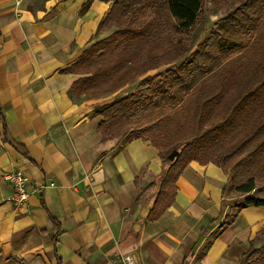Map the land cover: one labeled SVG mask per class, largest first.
<instances>
[{
  "label": "crops",
  "instance_id": "0c3cea01",
  "mask_svg": "<svg viewBox=\"0 0 264 264\" xmlns=\"http://www.w3.org/2000/svg\"><path fill=\"white\" fill-rule=\"evenodd\" d=\"M0 0V113L28 155L5 142L0 122V264H240L263 242L264 206L222 205L224 171L192 160L175 202L148 219L162 171L143 138L105 136L97 107L109 95L79 99L71 67L98 31L112 0ZM1 121V120H0ZM10 172L28 176L30 197L10 201ZM249 264V263H247Z\"/></svg>",
  "mask_w": 264,
  "mask_h": 264
},
{
  "label": "trees",
  "instance_id": "16d2710c",
  "mask_svg": "<svg viewBox=\"0 0 264 264\" xmlns=\"http://www.w3.org/2000/svg\"><path fill=\"white\" fill-rule=\"evenodd\" d=\"M91 1L88 0L83 9H87ZM212 1L217 8L228 9L217 23L218 29L212 31L189 58L170 66L183 54L181 43L191 39L204 0H112L98 31L113 22L118 28L87 46L76 62L63 70L82 74L73 82L71 96L110 95L138 77L141 89L152 91L156 79L160 81L165 77H171L172 84L163 93L172 95V86L181 89L182 96L176 98L170 109L177 119H168L169 128L164 135L168 138L167 145L177 142L175 136L179 140L187 136L181 148H170L144 137L140 130L145 124L135 128L132 119L143 107V96L137 92L95 112L103 118L99 128L105 136L121 137L127 129L130 134L137 129L139 134H132L128 139L143 138L159 150L162 171L142 190L156 193L148 215L150 220L158 219L175 202L177 181L192 160L201 164L211 161L219 166L228 176L223 196L229 193L241 196L227 202L223 199V206L229 202L240 204L236 212L230 211L231 216L223 225H231L244 207L264 206V0ZM167 41L171 48L168 54L163 47ZM145 50V57L152 60L150 65L145 68V61L143 65H132ZM236 52H239L238 59H235ZM172 53L173 58H170ZM207 61L223 62L218 77L197 80L200 73L207 71ZM153 97L156 98L157 93L150 92L146 98L152 100ZM195 118L208 127L200 142L220 147L215 148L219 159L204 160L196 154L203 145H197L196 137L188 139L187 134ZM0 120L4 141L28 155L11 137L2 112ZM172 133L174 137L169 138ZM258 236L263 242L255 246L251 240L240 264L253 259L254 264H264V226Z\"/></svg>",
  "mask_w": 264,
  "mask_h": 264
},
{
  "label": "rangeland",
  "instance_id": "374dc122",
  "mask_svg": "<svg viewBox=\"0 0 264 264\" xmlns=\"http://www.w3.org/2000/svg\"><path fill=\"white\" fill-rule=\"evenodd\" d=\"M227 7H229V5ZM227 11H228V9H226V8L224 10L217 8L215 3L212 0H204V7L200 13L198 22H197L196 26L194 27V31L191 35V39L188 42L183 41L181 43V50H182L183 54L178 61L171 63L170 66L184 61L187 57L189 58L191 53H193L195 51V49L198 47V45L200 43H203L205 41V39L208 36H210L212 31L218 29L217 23H219V20L221 19V17L223 15H225V13ZM147 13H148V10L145 9V14H147ZM117 28H118V25H116V23L113 22V23H109L108 25H105L101 29L100 32H103L104 35L107 34L106 36L103 37V38H105L109 34H111L113 31H115ZM103 38H100V39L96 40L95 42H97ZM182 39H183V37H182ZM95 42H93V43H95ZM169 43L170 42L167 41L164 43L165 45L163 46L165 51L167 52V54L171 53V51L169 50V48H170ZM89 45H87V46H89ZM147 45L148 44L146 43L145 46H147ZM146 54H147V51L145 50L144 55L142 57H140V56L136 57L131 62V64L132 65H143V64L147 63L145 66V68H146L152 62V60H150V57H145ZM173 54L174 53H172L170 58H173ZM238 57H239V52H236L235 59H238ZM144 61H145V63H143ZM206 64H207V71L200 73L196 78L197 80L202 78V77H208V79H213L214 77H218L219 68L221 67L223 62L222 61H217V62L207 61ZM141 69L142 68H140V70ZM154 72L155 71H152L151 73H154ZM78 75H79V77L82 76V74H78ZM131 75H132V73H130L129 76H131ZM139 78L140 77L132 79L126 85L121 87L119 90L110 94V96L112 95L113 97L104 99L103 100V101H105L104 104L98 106L97 108L101 109L104 106H107L110 102L119 101L124 96H127L133 92H137V93L141 94L143 96V99H142L143 100V107H141L140 112H138V115L133 117V119H132L133 125L136 128L138 126L145 124V126H143L142 130H140V131H142V132H140V134L144 135V137H148L152 140H155L160 145H165V144L167 145L169 143L168 138L166 137V139H165L164 135H165L166 131H168V128H169V127H167L168 122H169L168 119L171 117L173 118V120L177 119V115H173V111L170 112V109L173 106V103L175 102L176 98H179L182 96V92L180 91L181 89L172 86V88H171V89H173L172 95L163 93V91H165V88L170 87V85L172 84L171 77H169V78L165 77L160 81H159V79H156L155 85H153V87H152V91L141 89L142 84L139 83V80H140ZM165 81H166V83H164ZM150 92H152L153 94L157 93V97L156 98L153 97L152 100H149V98H146L150 94ZM106 96H109V95H105V96H101V97H106ZM73 97H76L79 99L92 98L90 96H87L86 94H81L80 96H73ZM149 101H151V102H149ZM171 128H172V131H174L176 129L174 126ZM207 129H208L207 126L200 124L198 122L197 118H195L190 132H189V130L187 131V134L189 133L188 139H192L193 137H196L198 140L197 145H201V144L203 145V147H202L203 149H199L196 153L202 159H204V160L219 159L220 154L216 151L215 148H220V147H215L214 145L210 144V142H204V144L200 142L203 138V134L207 131ZM132 134H134V135L139 134V130L134 129ZM132 134H130V129H127L126 133H124L119 138H123L125 135H127V138H128ZM166 136H168V135H166ZM171 137H174V133L169 135V138H171ZM186 138H187V136H184V137H182V140H179L178 137L175 136V139L177 140V142L176 143L174 142L175 144L171 143L172 145L169 144L167 146L168 147L171 146L170 148H172L173 146L177 147V148H181V144L183 145L185 143ZM234 195H236V196H234ZM228 196L230 198H233V199H237V198L241 197L236 193H231V194L229 193ZM233 199H231V200H233ZM10 201L12 203H14V201L12 199H10ZM237 206H240V204L233 206V208H232L233 212L237 211V208H238ZM254 260L255 259H253V261ZM253 261H250L249 264H254Z\"/></svg>",
  "mask_w": 264,
  "mask_h": 264
},
{
  "label": "built area",
  "instance_id": "2783aa9c",
  "mask_svg": "<svg viewBox=\"0 0 264 264\" xmlns=\"http://www.w3.org/2000/svg\"><path fill=\"white\" fill-rule=\"evenodd\" d=\"M6 178L13 186V196L11 199L14 203L16 205L26 203L30 197L28 176L21 172H10L6 175ZM124 261L126 264H139L133 255H126Z\"/></svg>",
  "mask_w": 264,
  "mask_h": 264
}]
</instances>
